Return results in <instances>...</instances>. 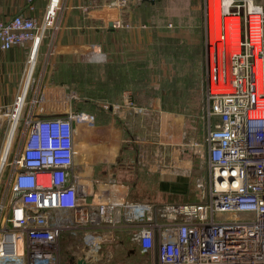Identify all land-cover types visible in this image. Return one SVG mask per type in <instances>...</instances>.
<instances>
[{
    "label": "built area",
    "instance_id": "2783aa9c",
    "mask_svg": "<svg viewBox=\"0 0 264 264\" xmlns=\"http://www.w3.org/2000/svg\"><path fill=\"white\" fill-rule=\"evenodd\" d=\"M26 1L29 14H0V50L29 44L30 54L47 31L59 29L65 0H45L37 13L35 0ZM155 1L102 0L78 9L109 14L118 28L130 7ZM202 13L206 176L195 186L203 201L85 202L87 185L73 166L74 132L93 117L71 108L73 94L49 90L65 109L38 114L46 92L37 87L27 99L32 73L23 99L0 106V264H59L62 230H82L81 251L95 258L119 224L132 229L130 239L155 264H264V0H202Z\"/></svg>",
    "mask_w": 264,
    "mask_h": 264
},
{
    "label": "rangeland",
    "instance_id": "374dc122",
    "mask_svg": "<svg viewBox=\"0 0 264 264\" xmlns=\"http://www.w3.org/2000/svg\"><path fill=\"white\" fill-rule=\"evenodd\" d=\"M66 1L68 6L76 3L75 0ZM82 1L91 5L102 0ZM74 10L69 9L71 21L66 20L63 24L68 26L75 21ZM83 21L84 27L61 30L58 36L52 30L46 32L37 48V59L34 57L33 60V81L27 99L32 98L40 84L38 82L43 81L41 89L46 96L42 107L64 108L63 101L52 102L48 90H58L55 93H59L63 90L60 87L66 84L68 88H62L68 93L74 91L78 97L71 99L72 108L94 116L100 102L104 105L112 103L116 108L111 116L115 120L114 125L124 130L127 127L126 117L122 116L118 107L123 103L134 107L133 119L129 115L128 132L134 135L136 176L141 175L136 180H142L136 192L142 189L145 182L149 186L142 175L147 164L160 159L168 174L183 175L177 177L176 182L166 185L167 191L174 186L176 188L169 195L172 199L179 202L203 201L201 189L195 186L197 179L203 180L206 176L205 153L200 141L204 130L205 80L209 70L202 0H158L136 5L123 14L121 27L111 31L102 25L98 28L99 21L94 19L85 18ZM63 44L69 47L61 48L59 45ZM21 53L20 61L6 69L5 83L1 86V95L9 102L27 89L23 83L32 60L28 48ZM28 58L27 70L24 71ZM50 84L59 87L51 88ZM122 96L126 97L123 103ZM152 101L159 102L165 111V120H161L160 124L150 112ZM76 127L74 150L78 155L82 146L78 138L81 126ZM90 135L88 141L94 144V136ZM117 138L109 136V140L115 139V144ZM16 150L14 145L12 153ZM182 187L184 191L180 193ZM65 231L69 230H62L59 234V264H63L66 256L62 245L69 242L77 245L80 239L77 232ZM115 241L114 238L109 241L110 244L101 253V260L93 264H155L153 255L141 256L136 251L129 252V245L120 246Z\"/></svg>",
    "mask_w": 264,
    "mask_h": 264
},
{
    "label": "crops",
    "instance_id": "0c3cea01",
    "mask_svg": "<svg viewBox=\"0 0 264 264\" xmlns=\"http://www.w3.org/2000/svg\"><path fill=\"white\" fill-rule=\"evenodd\" d=\"M75 1L76 3H74L73 6H68L67 1L65 2L66 4L65 9L57 21L59 24V29L56 31L55 30L52 31L55 34V36L61 34L64 29L71 30V29L84 27L82 26L83 25L82 23L84 22L83 19L85 18H90V19H94V21H99L98 28H101V25L104 26L105 24H107V28H105L107 31H111L112 29H115L113 27L111 29H108V23L110 22L108 20L111 19L110 16L104 15L102 14L101 11L93 10V9L90 10L85 16L84 13H81V11L78 9V6L82 3H85V1L82 0L81 1L75 0ZM44 5H45V0H35L34 7L36 8V13L38 11L39 12L42 11ZM27 6L28 4L26 0H0V14L4 17L13 15L15 13L29 14ZM70 8L76 9L74 10L75 14L73 16L75 21L67 26L66 24L63 23H65L66 20L71 21V17L69 15ZM81 15L83 16L81 17ZM59 46L61 48L69 47L67 45L64 46V44ZM25 48L29 49V44L24 46H17L7 51L0 50V106H5L11 103L3 95H1V91H2L1 86H3V83H5V75L7 74L6 69L9 68L12 64H16V62L20 61V59L22 58L21 51L24 50ZM36 50H37V46L32 48V54H31L32 63L30 64V67H28L26 79L24 80L23 83L24 88H27L28 85V81L32 72L33 60L35 57ZM24 53L26 55L25 51ZM38 83H40L38 87H42L44 82L39 81ZM56 86H57L56 84H52V85L50 84L51 88H56ZM62 87L68 88L66 84H64V86ZM62 87L60 88L63 90L61 91L59 90V92L68 93L66 89ZM49 91L50 92L54 91L53 93H55L58 90L52 89V91L51 90ZM69 93L75 96V98L72 99L78 98L74 91H69ZM121 99H122L121 102L123 103L126 97L122 96ZM118 108L120 109V113L122 114V116L126 117L127 127L125 130L121 126L114 125L115 120L111 116L114 115L116 108H114V105L112 103H107V102L106 105H104L103 102L99 103L98 108L94 113V116H92L94 117L93 123L89 125V127L85 125H79L81 127L78 128L79 130L78 138L80 141H82V146H81L80 154L76 155L75 153L73 157V166L76 169V171L79 173L80 178L85 179V184L87 185V191L89 193V195L84 199L85 202H90L91 204H95L97 202H102L104 200L112 201L115 199L123 198L127 202L147 203L152 207H157L164 203L186 202V201L179 202L175 199H172L169 196L170 193L174 191V189L176 188L174 186L172 190L170 189L169 191H167L166 185L170 182H176L177 177L180 178V176L183 175L177 173L168 174L165 164L161 163L160 159L158 160L154 159L152 160V162H149L147 164V168L145 169L142 175L145 176V180H148L149 186H147L146 185L147 182H145L144 185L142 186V189L136 192V188L140 187V183L142 180L141 181L140 179L136 180V178L137 177L139 178V176L141 175L136 176L135 146H134L133 157L130 155L131 154L130 149H128V147L126 146L127 135L129 133L128 132L129 115L133 119L135 111H134V107L131 108L129 106H125L124 103L119 105ZM151 108L152 109H150V112L154 113L159 124L161 120L163 121L165 120L166 114L165 111L161 109L159 102L156 103L155 101H152ZM64 109L65 108H62L60 106H55L46 109L37 108V112L40 115H54V114L62 113ZM72 109L76 111L74 108ZM131 123H132L131 129L132 131H134L133 121H131ZM76 128H75V133H76ZM75 133L74 136L76 135ZM90 133H92L94 136L95 139L94 144L88 141V137ZM110 135L118 136L116 140L117 141L116 144L115 142H113L115 141V139L109 140ZM108 140L111 142H109ZM76 156L78 157L77 160H76ZM94 180H98V182H94ZM179 181H181V179H179ZM105 189L106 191H104ZM183 191L184 188L182 187L180 193H183ZM122 210L123 209L121 207L116 206V210L114 213L115 217L121 218L123 214ZM69 214L70 212L65 213L66 215L65 218H67ZM111 231L112 234L110 239H106L102 243L101 250L99 251V253H97L95 258L90 259L83 255L81 251V247H82L81 238L79 239V243L77 245H73L70 242L67 243V245L65 246L62 245V248L65 247L64 254H66L63 264H75V261L79 258L83 259L84 264H93L100 261L101 253H103L105 246L109 245L110 244L109 241H112L113 238L114 241L116 240L115 243H117V245L120 246L122 244L129 245L128 247L129 252L136 251L141 256L147 255L140 252L138 246L130 239V233L132 229H130L127 226H124L123 224H119L113 227ZM74 232H77V234L81 236L82 230L65 231V233H74ZM60 247L61 246L59 241V248Z\"/></svg>",
    "mask_w": 264,
    "mask_h": 264
},
{
    "label": "bare ground",
    "instance_id": "6f19581e",
    "mask_svg": "<svg viewBox=\"0 0 264 264\" xmlns=\"http://www.w3.org/2000/svg\"><path fill=\"white\" fill-rule=\"evenodd\" d=\"M209 13H210V15H211V13H212V5H211V2L209 3ZM209 28L210 29H212V18H210V24H209ZM36 46H37V44H35ZM38 48V47H37ZM31 54H32V51L30 52V58H31ZM36 55H37V50H36V53H35V58H36ZM31 60V59H30ZM26 90H23L21 93V95L19 94V97H20V99H23V97H24V95H25V92ZM86 126H89V125H86ZM8 143H10V141H8ZM79 183H81V184H85V179H83V178H80V181H79Z\"/></svg>",
    "mask_w": 264,
    "mask_h": 264
},
{
    "label": "flooded vegetation",
    "instance_id": "af4514ba",
    "mask_svg": "<svg viewBox=\"0 0 264 264\" xmlns=\"http://www.w3.org/2000/svg\"><path fill=\"white\" fill-rule=\"evenodd\" d=\"M126 146L128 149L131 151V156L133 157L134 154V138H133V133H128L127 135V141H126Z\"/></svg>",
    "mask_w": 264,
    "mask_h": 264
},
{
    "label": "water",
    "instance_id": "95a60500",
    "mask_svg": "<svg viewBox=\"0 0 264 264\" xmlns=\"http://www.w3.org/2000/svg\"><path fill=\"white\" fill-rule=\"evenodd\" d=\"M112 27H111V23L109 22L108 23V29H111ZM75 264H84V261H83V259L82 258H79V259H77L76 261H75Z\"/></svg>",
    "mask_w": 264,
    "mask_h": 264
}]
</instances>
